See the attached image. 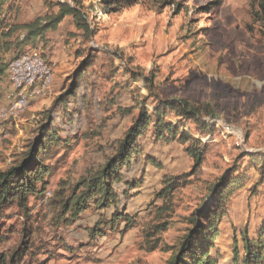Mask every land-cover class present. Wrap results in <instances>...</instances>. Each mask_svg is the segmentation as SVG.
<instances>
[{
    "label": "rangeland",
    "instance_id": "obj_1",
    "mask_svg": "<svg viewBox=\"0 0 264 264\" xmlns=\"http://www.w3.org/2000/svg\"><path fill=\"white\" fill-rule=\"evenodd\" d=\"M54 1L82 10L94 34L85 38L70 18L57 32L48 33L46 44L37 47L50 66L52 86L44 99L33 101L19 118L0 122V172L18 165L44 123L40 113L53 108L69 90L89 53L94 66L80 82L77 96L68 100L73 127L61 104L53 110L63 141L45 160V193L29 198L26 213L16 206L6 209L0 222V253L10 256L20 249L21 264H167L188 232L191 214L232 169H236L232 177L243 182L228 190L229 208L242 206L231 219L256 239L264 222V24L254 20L257 2L135 0L124 1L118 11L106 14L100 0ZM51 3L15 0L0 15V30L6 33L14 25L56 11ZM6 49L7 45L0 48L4 62L12 56ZM132 73L137 81L132 80ZM13 96L7 70L0 76V108ZM155 97L207 105L217 117L210 119L202 111L205 121L215 123L217 129L205 138L209 148L201 168L194 172L193 161L179 142L146 138L143 154L129 171L124 170L127 180H141V186L126 195L124 187L117 188L122 195L119 209L136 214L132 229L122 233L124 222L119 226L108 223L115 208L101 211L93 204L70 225L59 224L60 206L75 186L103 169L140 105L153 112ZM183 125L188 128L186 121ZM191 131L201 139L195 128ZM149 157L160 167L149 165ZM183 174L190 177L189 182L173 192L167 206L155 198L164 176ZM164 224L165 231L151 233L152 225ZM216 243L226 251L219 238Z\"/></svg>",
    "mask_w": 264,
    "mask_h": 264
},
{
    "label": "trees",
    "instance_id": "obj_2",
    "mask_svg": "<svg viewBox=\"0 0 264 264\" xmlns=\"http://www.w3.org/2000/svg\"><path fill=\"white\" fill-rule=\"evenodd\" d=\"M14 1L0 0V15L7 12L6 10ZM124 1L130 2V4L135 2V0H100L106 14L118 11ZM255 1L257 4H254L253 9L255 10L257 7L259 11L255 13L254 20L264 24V0ZM50 7L57 10L38 17L30 23L14 25L11 29L8 28L6 33L0 30V48L7 45L6 53L12 52L8 62L0 59V76H3L11 64L23 55L37 52L41 56L40 48L37 47H40L42 43L46 44L48 33L58 31L66 19L71 18L78 31H81L88 40L93 36L94 30L89 25L88 17L82 10L67 2L54 0H52ZM0 24H2L1 20ZM16 32L21 33L16 40H12V36ZM93 66L94 56L89 53L81 61L73 75L69 90L57 99L53 108L40 113L44 115V123L38 128L37 136L29 143L27 151L18 165L0 172V222L6 209L16 206L26 213L29 198L38 193L42 195L45 193L47 184L44 177L46 172L45 160L57 142L63 141L62 137L59 138L58 136L60 129L56 126L53 110L61 104L64 107V116H66L70 128L73 127L70 124H74V114H71L72 109L67 103L69 99L77 96L80 82ZM131 75H133L131 76L132 80L137 81L138 77L135 73ZM208 109L207 105L199 107L185 99H162L159 97H155L153 112L141 104L138 115L120 140L115 155L95 175L83 178L75 186V190L68 197V200L60 206L58 223L64 222L65 225H70L73 220L79 219L81 215L86 213L93 204L96 209L101 211L115 208L112 214L113 219L108 223L119 226L124 222L125 227L121 231L122 233L132 229L136 225V214L131 215L127 211L123 212L119 209L122 195L117 191V188L124 187L125 193L123 195H126L139 188L142 182L137 179L127 180L124 170L129 171L133 161L140 158L143 154L144 140L149 137L158 143L179 142L184 152L192 159L194 172L199 170L205 162L209 148L205 138L211 137L217 129H215V123L206 122L205 117L202 116L203 111L206 115H211L210 119H217ZM119 111L131 113V109L120 108ZM170 118H175L176 122ZM185 121L188 123L187 129L183 125ZM192 127L197 130V135L201 139L193 134ZM147 163L155 168L160 167L156 159L152 157L147 158ZM262 164L261 172L263 175L264 162ZM234 172L236 169H232L230 173L222 177L210 189V197L205 199L191 214L188 232L167 264H219L221 257L220 253L217 252L216 240L221 236L223 219L228 216L231 209V206L229 208L227 204L228 195L231 192L228 190L236 183L243 182L240 177H232ZM189 178L187 174L164 176L161 188L155 193V198L161 199L167 206L172 199L173 192L189 182ZM38 184H41L40 187ZM150 229L152 234L157 235L161 231H165L167 226L165 224L162 227L152 225ZM263 241L264 222L258 228L256 239L250 238L248 230L245 229L238 234V229L234 227L233 263L261 264L264 261L262 259L264 255ZM22 245L24 244L22 243ZM22 254L20 249L10 256L0 253V264H21Z\"/></svg>",
    "mask_w": 264,
    "mask_h": 264
},
{
    "label": "bare ground",
    "instance_id": "obj_3",
    "mask_svg": "<svg viewBox=\"0 0 264 264\" xmlns=\"http://www.w3.org/2000/svg\"><path fill=\"white\" fill-rule=\"evenodd\" d=\"M34 63L39 64V69H32L31 65ZM8 75L14 96L11 97L7 107L0 109L2 122L23 115L33 101L43 97L50 90L53 80L50 66L37 52L23 55L15 60L8 69Z\"/></svg>",
    "mask_w": 264,
    "mask_h": 264
},
{
    "label": "crops",
    "instance_id": "obj_4",
    "mask_svg": "<svg viewBox=\"0 0 264 264\" xmlns=\"http://www.w3.org/2000/svg\"><path fill=\"white\" fill-rule=\"evenodd\" d=\"M27 23H30V22H27ZM23 24H26V23H23ZM53 33H55V32H52V34ZM44 98L45 97H43L42 99H44ZM35 102H37V101H35ZM240 208H242V206L240 204H233L231 206V209H230L231 211H229L228 216L225 218V221H223V223L225 222L227 225L222 223V227H221L222 232H221V236L219 237V240H220V242H222L221 244L226 249V251L219 250L218 243H216L217 244V252L220 253V257H221L219 264H234L233 263V249H232L233 228L236 227L238 229V234L241 232V230H243V228L240 227L238 224L236 225L234 223V220L231 218L233 215L236 216L238 214L237 212ZM231 220H233V221H231ZM229 221H231V222H229Z\"/></svg>",
    "mask_w": 264,
    "mask_h": 264
},
{
    "label": "built area",
    "instance_id": "obj_5",
    "mask_svg": "<svg viewBox=\"0 0 264 264\" xmlns=\"http://www.w3.org/2000/svg\"><path fill=\"white\" fill-rule=\"evenodd\" d=\"M31 67H32V69H39V64L38 63H34V65H31ZM18 111H20V107L19 106H18Z\"/></svg>",
    "mask_w": 264,
    "mask_h": 264
}]
</instances>
